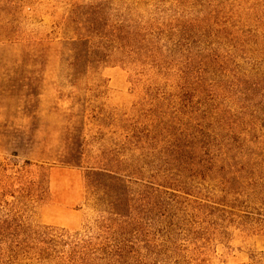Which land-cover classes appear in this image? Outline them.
<instances>
[{"label":"rangeland","instance_id":"rangeland-1","mask_svg":"<svg viewBox=\"0 0 264 264\" xmlns=\"http://www.w3.org/2000/svg\"><path fill=\"white\" fill-rule=\"evenodd\" d=\"M0 189L64 264H249L264 0H0Z\"/></svg>","mask_w":264,"mask_h":264},{"label":"trees","instance_id":"trees-1","mask_svg":"<svg viewBox=\"0 0 264 264\" xmlns=\"http://www.w3.org/2000/svg\"><path fill=\"white\" fill-rule=\"evenodd\" d=\"M103 174H104L103 171L101 172L90 171L87 174V177L89 176L102 177ZM3 198H4V193H2L0 189V264H21V262L25 260L22 257L24 256V254H26L28 250L30 251V254L32 252L33 254L32 258L37 260L39 264H51L55 260L58 261L55 264H64L63 262L64 260L60 258L61 256L57 255L56 256L57 258L53 257L55 256L53 253H56V250H53L51 248L50 250L49 248L44 250L42 249L36 250L34 248H29L28 246H26L24 242L18 240L16 233L5 232L6 230L4 229V225L5 224L8 225V221L3 220V218L6 217L8 218V216L5 215L4 217L2 209L4 208V206H7L8 204L3 200ZM50 242L51 243L49 244L57 243L55 239H51ZM76 253L77 251L74 250L72 251L73 255L69 257V259L71 260H68V264H93L91 262H86L85 259L86 257H88L86 253H80V254H76ZM76 259L78 260L75 261ZM249 259H250L249 264H264V252H259L258 254H251ZM28 260H30V258ZM96 264H109V263H96Z\"/></svg>","mask_w":264,"mask_h":264}]
</instances>
